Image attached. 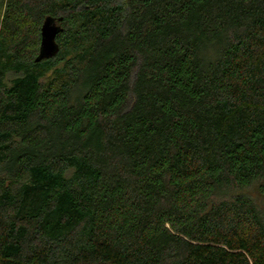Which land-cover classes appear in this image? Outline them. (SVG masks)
Masks as SVG:
<instances>
[{"label": "trees", "instance_id": "1", "mask_svg": "<svg viewBox=\"0 0 264 264\" xmlns=\"http://www.w3.org/2000/svg\"><path fill=\"white\" fill-rule=\"evenodd\" d=\"M255 186L264 0H0V264H264Z\"/></svg>", "mask_w": 264, "mask_h": 264}, {"label": "water", "instance_id": "2", "mask_svg": "<svg viewBox=\"0 0 264 264\" xmlns=\"http://www.w3.org/2000/svg\"><path fill=\"white\" fill-rule=\"evenodd\" d=\"M60 30L56 19L51 16L45 17L40 28V44L35 61L39 62L43 59L54 56L58 51V45L55 41L56 35Z\"/></svg>", "mask_w": 264, "mask_h": 264}, {"label": "rangeland", "instance_id": "3", "mask_svg": "<svg viewBox=\"0 0 264 264\" xmlns=\"http://www.w3.org/2000/svg\"><path fill=\"white\" fill-rule=\"evenodd\" d=\"M256 188H257V186H255L254 189L252 188V194H253V196L258 197V201L264 210V194H262V195L259 194V192L257 191Z\"/></svg>", "mask_w": 264, "mask_h": 264}]
</instances>
